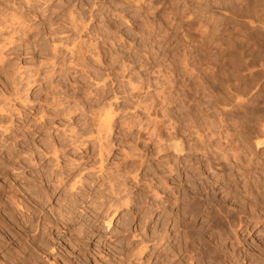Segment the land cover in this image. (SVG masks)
Listing matches in <instances>:
<instances>
[{
  "label": "rangeland",
  "instance_id": "1",
  "mask_svg": "<svg viewBox=\"0 0 264 264\" xmlns=\"http://www.w3.org/2000/svg\"><path fill=\"white\" fill-rule=\"evenodd\" d=\"M215 8L217 19L230 14ZM182 9V0H0V190L27 195L28 210L13 206L20 223L52 222L43 236L60 264H165L181 239L173 230L177 197L194 184L209 186L228 210L240 197L227 188L264 199V143L255 144L263 138L245 140L255 121L219 100L233 81L218 69L224 46L216 39L212 59H198L200 35L189 30L184 38ZM12 11L21 23L9 19ZM73 45L81 46L79 58ZM101 106L113 111L102 145L90 134ZM259 115L264 125V111ZM175 133L185 142L181 153L164 142ZM164 230L170 246L151 241ZM242 236L241 264H258L264 217Z\"/></svg>",
  "mask_w": 264,
  "mask_h": 264
},
{
  "label": "bare ground",
  "instance_id": "2",
  "mask_svg": "<svg viewBox=\"0 0 264 264\" xmlns=\"http://www.w3.org/2000/svg\"><path fill=\"white\" fill-rule=\"evenodd\" d=\"M129 1L139 2L141 0ZM250 5L252 6L250 7ZM183 7L184 9H182V12L178 18L180 20L178 21H180V26L186 31L183 34L184 38H186L187 32L189 30H196L199 32L200 46L196 48L198 54H200L198 59L200 57L204 58L205 60L208 58L212 59L210 49L216 39H220V44L224 46L221 48V50H219L220 53L217 54L219 55L218 60H221V64L218 66V69L222 72V74L224 71H226L228 73H226L228 77L231 75L229 79L233 81L230 84V87L228 86L226 93H224L225 96H219V100L223 102L224 105L230 106L236 110L241 111L242 108H244V110L241 112H237L241 113V116L246 117L249 121H255L253 125L249 126L250 136L245 134V140L249 138L251 139L253 137H262L263 141L257 140L255 144L257 146L261 143H264V125L260 123L259 119V113L264 111V106H261V103L264 105V102H262V100H264V80H262V75L264 76V74L261 72L262 68L261 70L258 69L262 65L260 61H264V0H254L253 2H251V0H182V8ZM215 7L228 11L230 13L229 16H226L221 20L217 19V17H213V11ZM249 8H254L255 10L253 11L255 12ZM190 17L191 19L188 20ZM239 18H243V20L245 18V20L249 22V26L246 24V21L245 23L244 21L239 20ZM246 18H249V21ZM9 19H11L13 22L16 21L17 23L22 22L20 14L16 11L9 13ZM185 19L188 21H185ZM80 50L81 46L78 45H73L71 48L72 53H77V58L80 56ZM185 55L186 58L184 60L187 61V57L191 54L186 52ZM225 60L228 62L227 68L225 65ZM259 63L260 65L257 67L256 65ZM261 67H264V65ZM231 90L234 93H231ZM244 94H246L247 97L241 98V95ZM100 108H98V110ZM104 108L105 107H102V110H99V112H94L92 118V121H94L92 130L93 133H91L90 129L91 135L96 133L94 135H96L95 137L99 142L98 144L100 145H102V139L106 133L111 132L110 129H112L111 127L113 125V111ZM192 123V125L190 124L191 128L194 129V133L198 134V124L195 123V120ZM164 142L166 146L175 152L181 153L186 149L184 146V140L176 133L168 135L167 138L164 139ZM192 146L196 148L197 144ZM214 148L217 150L218 157L227 158V152L222 148L221 145H215ZM218 172L219 175L223 174V170H218ZM259 179L260 178L256 176L255 182ZM193 186L192 192L185 190L183 197H177L180 199V201H182V205H180V210H178L174 215L175 224L174 227L173 225L172 227L173 230L175 228L177 229V232H180L181 239L179 238L180 236L177 237V240L178 238L180 239L179 246L178 248L176 247L177 249L171 247V253L166 256L167 261H164V263L176 264L177 262H182V264H184V260H180L181 255L184 254L187 256V260L185 261H187L188 264H241V248H246L247 250L246 241L243 236L241 237V233L245 230L249 231L252 224L256 225L258 219H260V217H264V212L262 211V206L264 204L263 196H260L251 190L246 192H234L227 188L226 194L234 197L239 195L240 197V205H233V208L231 207L232 209L228 210L225 208V202L216 198L209 186L206 184H194ZM25 195L26 194L23 196L13 195L11 191H8L5 188L0 190V253L2 254L1 258L4 257L1 259L0 264H60L57 262V251H54L53 245L49 243L50 241L47 242L48 240H45L43 236V234L45 232L47 233L48 230L46 226L52 222L47 218L41 221H34L29 218H24L25 220L23 223H20L17 219L18 217L15 216L16 213L14 214L13 206L15 208L17 207L21 209V211L23 208H25L24 206L27 207V210L30 208V200L28 199L27 195ZM5 196L8 198L11 206L4 200ZM117 201H120V198ZM152 202L151 204H153ZM165 202L163 201L162 203L165 204ZM116 203L114 204L116 205ZM110 204L108 205L107 209L112 207L111 205L113 204ZM122 204H118L116 208ZM154 205L157 206L158 203ZM159 205L161 204L159 203ZM114 206L113 209L115 208ZM148 207H146L145 210L146 218H150L152 215V209ZM16 212L17 214L21 213L18 212V210ZM115 212L117 211L115 210ZM167 213L164 216H168V214H170ZM107 214L108 212L103 215ZM21 215L23 216L24 214L21 213ZM160 215L161 214H159V216ZM201 217L204 219L203 221L200 220L202 223H199L200 225L198 226L197 220ZM8 218L10 219L8 220ZM165 218L164 220H166ZM105 219L104 221H106ZM109 219H111V217ZM167 220L169 221V219ZM163 223H165V221ZM40 224L42 225V234L38 232ZM162 227L165 228L166 226L163 225ZM1 229H5V232L7 233L6 235L9 237L5 235V232H1ZM152 231L155 232L154 229ZM162 232L165 233V230ZM177 232L175 231V233ZM145 233L144 235H147V233ZM164 233H159L158 236L155 233V236H151L149 234L151 241L156 239L157 241L155 240V242H157L159 245L163 244L162 242L166 239L167 235ZM10 242L16 243V246ZM228 242H230L229 251L227 250V246H229L227 245ZM10 244L13 246L10 247ZM145 247H147V245ZM139 248H143V244L142 247ZM139 248L136 249L140 255ZM49 255L52 256V260L49 261L48 258L46 263H43L42 258L45 259V257H48ZM64 260L66 261V259ZM253 261H257L258 264H264V248H261L256 253V257L253 259Z\"/></svg>",
  "mask_w": 264,
  "mask_h": 264
}]
</instances>
